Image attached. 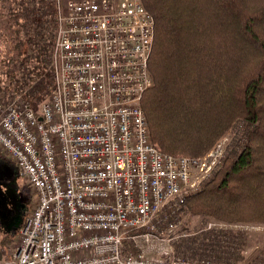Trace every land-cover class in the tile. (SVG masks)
Wrapping results in <instances>:
<instances>
[{
    "label": "built area",
    "instance_id": "obj_1",
    "mask_svg": "<svg viewBox=\"0 0 264 264\" xmlns=\"http://www.w3.org/2000/svg\"><path fill=\"white\" fill-rule=\"evenodd\" d=\"M52 1L47 98L35 111L0 81V152L34 192L0 264H211L148 252L160 222L213 175L221 146L173 157L152 143L141 106L153 82L152 14L142 0Z\"/></svg>",
    "mask_w": 264,
    "mask_h": 264
},
{
    "label": "trees",
    "instance_id": "obj_2",
    "mask_svg": "<svg viewBox=\"0 0 264 264\" xmlns=\"http://www.w3.org/2000/svg\"><path fill=\"white\" fill-rule=\"evenodd\" d=\"M142 1L155 25L148 60L153 82L141 99L152 143L173 157H200L242 126L233 146L225 147L221 165L181 210L227 224H264V0ZM40 3L24 11L33 14L40 29L36 56L38 62L41 55L49 56L46 69L35 80L36 70L32 77L29 71L15 91L10 88L13 72L8 71L4 86L9 96L24 97L35 111L50 87L56 14L52 0ZM10 15L15 23L25 20L17 23L19 28L28 25L24 12ZM31 41L17 39V53ZM23 56L21 63L29 58ZM195 240L181 250L182 258L211 264L245 259L243 233L205 230ZM248 264H264V249L255 251Z\"/></svg>",
    "mask_w": 264,
    "mask_h": 264
},
{
    "label": "rangeland",
    "instance_id": "obj_3",
    "mask_svg": "<svg viewBox=\"0 0 264 264\" xmlns=\"http://www.w3.org/2000/svg\"><path fill=\"white\" fill-rule=\"evenodd\" d=\"M33 2L35 4L41 2L40 4H42L43 0H0V79L6 87L8 83V71L13 72V80L10 81V88H14L12 91H15V86L19 83L18 80H21L24 75L30 74L32 77L31 73L36 70L33 79L35 80L41 77L42 75L40 74L42 71H45L46 63L48 64L49 61V56L45 54L41 55L40 62H38V57L36 56L38 54L37 49L42 41L37 33L40 32V29H36L32 22L31 17L33 14L28 13V15L24 11L25 7H31ZM13 12L17 14L24 12L25 17L28 16V25L19 28L17 23L21 24L25 20L22 18L18 20L19 22L17 21L15 23L10 15ZM50 26H52V22ZM19 29L20 33L17 35L14 31ZM28 37L32 39L31 43L25 45L26 47L24 46L25 48H22L21 54H18L15 49L16 40H25ZM23 54H27L29 58L25 61L22 60L23 62L21 63V59L24 57ZM11 58L14 61L11 62ZM36 66L40 68H34ZM29 71L30 73L28 74ZM45 79L42 78V80ZM241 128L242 126L237 125L232 131L227 132L222 140L214 145L221 144V146L218 145L219 147L213 151V156L210 158V164L212 159L216 161H214L215 164L213 163L212 167L215 165V168H217L221 165V163H218V157L221 155L220 151H223V155H225V147L230 149L233 146L232 138L236 136V130L240 131ZM33 200L34 192L28 182L24 180L21 174V168H19L16 161H13L10 157L0 152V248L6 247L8 243L18 241L19 226L28 218L34 206ZM178 215V217H169V220H172L176 225L169 235L165 236V232L167 229L166 226L170 221L160 222V228L158 230L164 232V234L160 233L159 237L155 238L154 242H151V245L148 246L150 255L166 256L165 253L168 251L169 255L180 258L182 257L181 250L196 244V237L205 230H220L225 234L229 232L243 233L246 240L243 249L245 259L236 264H248L255 251L264 249V224H227L216 219H205L199 215L184 213L183 210ZM162 236L166 237L165 240H162ZM10 253L11 250L5 258L0 256V260L8 258ZM193 260L199 261L196 258Z\"/></svg>",
    "mask_w": 264,
    "mask_h": 264
},
{
    "label": "crops",
    "instance_id": "obj_4",
    "mask_svg": "<svg viewBox=\"0 0 264 264\" xmlns=\"http://www.w3.org/2000/svg\"><path fill=\"white\" fill-rule=\"evenodd\" d=\"M17 242H12V243H8L6 245V247H1L0 248V256L2 258H5L6 256H8V253L10 252V250H12L16 245H17Z\"/></svg>",
    "mask_w": 264,
    "mask_h": 264
}]
</instances>
